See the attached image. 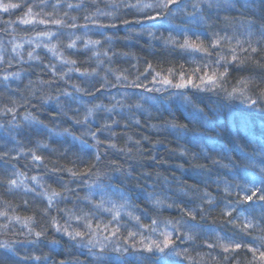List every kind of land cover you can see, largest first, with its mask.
Masks as SVG:
<instances>
[{"label":"trees","instance_id":"16d2710c","mask_svg":"<svg viewBox=\"0 0 264 264\" xmlns=\"http://www.w3.org/2000/svg\"><path fill=\"white\" fill-rule=\"evenodd\" d=\"M52 1L47 0L45 4L44 0L43 3L40 0H14L22 4L20 9L15 10L16 13L13 12L14 15L0 12V55L15 57L8 72L21 73L19 79L0 83V212L8 213L7 219L0 216V244L8 242L12 248V252L7 254V260L4 249L0 248V264H61V261L64 264H97L88 247L76 246L74 241L70 242L67 236L57 233L51 227H47L38 242H30L37 238L34 234L28 235V229L21 226L25 217H35L37 223L33 224V232L50 225L52 217L63 224L67 219L66 211H78L87 205L84 197L90 196V191L82 181L87 180L90 185L96 177L73 178L66 171L58 169L67 167L73 171H85L87 165L81 164L79 157L88 161L93 149L82 145L80 140L88 144L95 143L90 136L84 135L89 130L105 141L100 147L103 159L97 165L101 173H108L111 177H103L104 183H111L126 193L127 207L120 209L122 219L112 224V227L120 228L121 237L126 232H136L140 234L137 240L145 237L146 242H151L161 232H172V225L175 224L180 229L179 233L173 232L175 238L177 235H187V230L195 224L198 225V228L192 229L197 237L195 242L176 239L177 251L184 252L187 249L186 255L195 257L198 264H220L224 253L219 247L209 249L205 241L215 243L218 237H231L235 234L239 238L244 234L227 223L229 217L221 215L226 204L233 205L237 200L238 189L231 196L224 190L226 183L235 185L237 182L228 174L236 170L221 168L213 161L226 154L242 170L244 164L237 159L239 148L244 147L251 137L257 140L264 137V112L247 108L239 99L230 98L227 92L238 86V80L252 78L255 83L250 86V94L255 95L258 92L256 84L260 83L264 69L257 68L254 63H247L243 67L229 65L228 76L216 91L198 92L188 89L195 109L200 110L202 122L193 119V107H184L168 99L169 92H176V89L163 94L137 90V94L132 95L133 89L122 87L116 82L115 76H127L128 81L139 76L145 85L153 87L149 83L151 75L148 79L141 75L148 71L146 62L153 65L155 72L165 76L169 69L180 72L181 66L186 74H191L196 67H201L204 72L217 69L219 65L214 63L217 59L216 50L210 49L214 54L203 58L200 53L188 55L175 45L183 43L185 39L199 43L191 35L196 32L207 46V37L211 32H220L232 38L231 44L223 45V52L227 53L229 47H235L237 41L246 48L244 42L249 39L246 21L251 17L239 10V5L236 8L229 7L233 0H214L212 8L201 3L197 9L192 8L197 0H177L182 10L176 11V6L172 5L171 14L168 9L156 7L160 0H61L63 5L59 4L60 0L57 3ZM69 4L73 7L69 8ZM78 4L81 6L75 7ZM27 7H32L36 19L48 20L49 24L27 26L16 23L27 11ZM193 15L203 18L206 23H192ZM86 16L91 17V20H85ZM149 16L156 18L149 19ZM52 19L63 20L65 25L57 27L51 24ZM125 20L130 23L125 24ZM11 21L15 23L13 29L12 24L6 23ZM73 23L76 27L71 26ZM112 23L116 26L98 27L100 24ZM16 28L19 30L13 32ZM47 32L58 33L51 41L57 45L55 56L42 45L36 49L38 37ZM78 36L81 39L76 41L77 47L68 49L67 44ZM28 41L35 44H28ZM86 41H100V44L90 45L89 50H85ZM20 43L24 44L17 49L20 55L16 56L12 48ZM28 50L39 55L40 59L29 61L25 52ZM95 52L100 55H94ZM237 52L242 57L247 55L239 49ZM64 59L75 60L76 64L64 65ZM205 63L209 65L208 68L203 67ZM44 65H55L62 71L54 74L51 67L45 68ZM70 67L94 72L96 75L83 78L71 72L62 79V74L67 73ZM219 70L223 71V68ZM105 79L109 85L98 90ZM113 84L115 86H111ZM73 85L90 89L91 94L77 93ZM65 91L72 95H63ZM141 94L157 101L163 99L165 104H154L152 100L141 98ZM48 97H51L50 102L42 103V98ZM12 100L16 101L15 105L11 103ZM95 104H102L113 111H97L85 121L87 109L93 108ZM136 104H140L142 109H137ZM6 107H12L15 115L5 113ZM29 113L41 124L26 121L24 117ZM77 119L81 123L77 124ZM135 120H139L140 124H135ZM173 122L179 126L175 130L168 126ZM105 123L111 125V132L104 129ZM65 130L72 135H67ZM73 136L80 137V140H73ZM129 136L131 141L128 140ZM108 137L111 143L124 151L108 148ZM137 140L139 144L135 143ZM37 142L49 147L38 148ZM205 143L219 150L220 154L205 148ZM245 151L250 152V149L245 148ZM33 152L43 157V163L32 160ZM227 162V159L222 160V163ZM114 168H119L120 172H114ZM129 172L130 176L127 175ZM33 176L37 177L42 187L36 186L31 179ZM9 179L23 181V185L33 191L25 192L24 186H21L9 192L6 190V181ZM65 183L69 184L72 191L61 187ZM53 190L66 199L53 197L55 203L45 216L41 211L48 206L45 195H50ZM209 198L213 201L211 205L207 202ZM92 199L94 203L99 202L98 197ZM120 203L125 201H117V208ZM74 206L78 207L74 209ZM84 210L87 211V208ZM189 210H195V220L187 215ZM200 210H204V218L198 214ZM126 213L140 217L139 223ZM110 215L96 212L95 219L106 223ZM245 216L256 226L251 235L245 237L246 242L249 246H259L258 238L264 235L260 231L264 228V209L257 207L251 215L245 213ZM14 217H20L21 221L16 222ZM153 219L159 222L156 232L151 230ZM243 220L244 216L241 217ZM70 223L73 228L82 227L74 221ZM105 234L111 233L101 232L100 236ZM93 252H99V248H93ZM157 255L162 257L164 264H193L192 260L184 256ZM128 259L134 261L131 254H128ZM251 259V253L242 250L232 260L223 261L222 264H237V261L239 264H247V260ZM152 264H158L156 258Z\"/></svg>","mask_w":264,"mask_h":264},{"label":"snow or ice","instance_id":"6c2138e0","mask_svg":"<svg viewBox=\"0 0 264 264\" xmlns=\"http://www.w3.org/2000/svg\"><path fill=\"white\" fill-rule=\"evenodd\" d=\"M47 0H44L46 4ZM201 3H206L208 8H212L214 6V0H197V3L192 4L193 9H197L200 7ZM172 5L176 6V11H181V5L177 2V0H160V3L156 5L159 9H168L169 13H172ZM239 5V10H241L244 14L251 17L246 21L247 23V35L249 39L244 43L247 44V47H244V44L240 41L236 42L235 47H229L227 53L223 52L224 44H231V39L227 35H221L220 32H211V35L207 37V46H205L204 40L200 39V35L196 32H192L191 35L196 37V40L199 43H192L189 39H185L183 43L176 44V47H179L184 53L188 55H194L196 53L202 54L203 58L210 57L214 54L211 50H216L215 54L217 59L214 61L216 65H219V68H223V71H220L219 68L212 69L207 72L202 71L201 67H196L193 69L191 74H186L183 70V66H181L182 70L180 72H175L173 69L168 70V74L162 75L160 72H155L153 69V65L151 63H147L148 71L141 73L145 79H148L149 75H151V79L149 83L153 85V87H148L142 81H140L139 76L136 79L128 81L127 76L116 75L115 80L119 82L122 87L133 89L132 95L137 94V90H141V92H155L163 94L164 92H169L170 89H176V92H169V100H175L176 103L181 106L193 107V119L197 120V122H202L200 117V110L195 109V105L193 102V97L189 95L188 89H195L198 92H214L218 88L222 87V81L225 77L228 76V66L231 65L233 67H243L247 63H254L257 68L264 69V0H233L229 7L236 8ZM81 5H75V7H80ZM22 7L21 3L14 2V0H0V12L10 13L14 10L20 9ZM55 7V6H54ZM69 8L73 7L72 4L68 5ZM145 7H152V5H145ZM38 15V14H36ZM156 17L149 16V19H155ZM75 19V18H71ZM85 20H91V17H85ZM191 22L195 24H205L206 21L201 18L193 15L191 18ZM11 23V22H6ZM16 23L20 25L27 26H35V25H45L49 24L48 20L45 19H36L33 14L32 7H27V11L24 15L16 21ZM125 24H129L130 22L125 20ZM51 24L56 25L57 27L64 26L65 22L60 19H52ZM72 27H76L73 23ZM88 25H84L87 27ZM114 23L104 25L100 24L98 27H115ZM211 27V26H209ZM47 38L51 40L56 37L58 33L56 32H47L45 33ZM151 35V34H149ZM81 37H76L75 40H72L67 44L68 49H75L77 47L76 41L80 40ZM29 44L32 41H28ZM167 43V42H166ZM100 41H86L84 42V49L89 50L90 45H98ZM36 48H40L41 45L37 43ZM45 49L52 53L53 55H57V45H52L49 47L48 45H44ZM22 48V45L15 44L12 48V52L19 56L20 53L17 52V49ZM211 49V50H210ZM237 49L241 52L247 53L246 56H241L238 54ZM62 55V54H61ZM94 55L99 56V52H95ZM107 55V53H104ZM113 55H116L113 53ZM126 55V54H125ZM27 57L29 61L39 60V55H34L32 50L27 51ZM230 57V59H229ZM15 57L8 58L5 55H0V83H4L10 81L11 79H19L21 73L19 72H8V69L12 67V59ZM62 64L64 65H75V60H62ZM45 68L51 67V70L54 74H56L58 70L55 65H44ZM204 68H208L209 65L205 63L203 65ZM76 72L80 77L87 78L95 76L94 72L81 71L79 68L70 67L67 73H63L61 78L67 76L68 73ZM155 73V74H153ZM198 81V82H197ZM255 83L252 78H242L238 80L237 87H233L230 92H227V95L230 98L239 99L240 103L245 105L249 109L258 110L264 112V75L260 77V83L256 84V88L258 92L255 95L250 94V86ZM109 82L105 79L104 83L99 86V89H103L108 86ZM156 85H161V87H156ZM111 86H115L114 84ZM7 87V84H5ZM74 91L77 93L91 94L90 89L81 88L78 85L72 86ZM225 91H227L225 89ZM65 96H71L72 94L69 92H62ZM124 95H128L125 93ZM141 98L145 100H152L154 104H159L160 106H164L165 101L163 99L153 100V97H143L141 94ZM10 99V98H9ZM58 99V98H57ZM115 99V97H112ZM51 97L47 99L42 98V103H49ZM11 103L15 105L16 101L12 100ZM119 103V101H117ZM58 106V105H57ZM137 109H142L140 104H136ZM97 111H106L111 113L113 111L112 108H106L102 104H95L93 108H88L84 120L87 121L90 117H93L94 113ZM5 113H15L13 112L12 107H6ZM24 119L29 121L32 124H41V122L35 119L30 113L26 114ZM77 124L81 123L79 119L75 121ZM113 123H118L114 121ZM135 124L139 125L140 121L135 120ZM42 127H46L45 125H41ZM172 129H177L179 126L174 122L168 125ZM104 129L109 132L112 131L111 125L105 123ZM153 128H156L153 125ZM158 130V129H157ZM67 135L71 136V132L65 130ZM84 135H88L95 142L94 144H88L87 141L80 140V137L73 136V140H80L81 144L85 147L92 148L93 151L89 154L90 159L85 161L83 157H79L81 164H86L87 167L85 171H73L72 168L63 167L58 169L59 171H66L71 177L76 178L80 176H95L96 180L93 184H88L87 180H83L82 183L87 185L90 191V196L84 197V199L88 202L84 208H87V211L84 208H79V210H70L65 212V217L67 219L64 220V223L61 224L59 220L55 217L51 218L50 225L46 226L44 229L40 231L33 232V224L37 223L35 217H25L24 222L22 223V227L28 229V235L34 234L37 238L36 241L30 242H38L39 239L45 234L47 231V227H51L57 233L61 235L67 236L69 241H74L76 246L79 247H88L89 253L92 255L97 264H152L154 258L158 261V264H164L162 257H158L157 254L164 255H174L177 257L184 256L185 259L192 260L193 264H198L195 257H191L186 255L187 249L184 252L177 251L176 248V239H181L188 242H195L197 238L192 229L198 228V225H191L190 229H188L187 235H177L175 238L173 237V232L179 233L180 229L177 225H172V232H161L159 236L155 239H152L151 242H146L145 237L137 240L136 237L140 235L136 232H126L125 236L121 237L120 228L112 227L113 222H119L122 219L120 214V209L126 208V193L121 191L119 188L113 186V184H105L103 177H107L108 173H101L97 169V165L102 161L103 157L100 154V147L105 143L104 140H101L95 132L87 131ZM109 142L107 143V147L113 149L118 152L124 151L122 148H117L115 143L110 142V137L106 138ZM131 137H128V140L131 141ZM145 139H147L145 137ZM139 144L140 141L137 140L135 142ZM208 150L217 151V154H220L219 150L212 148L210 145L205 143L203 145ZM38 148L47 149L49 146L47 144H43L37 142ZM245 148L250 149L249 151H245ZM183 155V153H181ZM31 158L34 162L43 163V157L38 155L37 153H31ZM154 159V158H153ZM227 159V163H222V160ZM243 164L244 168L241 170L239 166L236 164L234 160L230 156L221 155V159L214 160L213 163L219 165L221 168L236 171H229V175L234 181H237L235 185L226 183L225 184V192L228 196L233 194V191H236L237 200L235 204L228 205L226 204L224 209L221 211L222 216L229 217L227 223L232 224L234 228L238 229L240 233L244 235L239 238L234 234L229 237L227 235L223 237H218L215 243L205 241L206 246L209 249H215L219 247L224 255L221 258L220 264L223 261H230L234 258V255L239 254L242 250L246 253H251L253 259L247 260V264H264V235L260 236L258 239L260 240L259 246H249L248 242H246L245 237L251 235L252 231L255 229V225L251 223L245 216V213L248 215L252 214V210L255 208L264 209V137L257 140L255 137H251L244 145V147L239 148V156L237 157ZM92 169H97V171L93 172ZM57 170V169H53ZM114 172H120L119 168H114ZM128 176L131 173H127ZM238 177V180H237ZM32 181L36 184V186L42 187L37 177H31ZM2 183V182H0ZM7 183V191L12 192L18 189L23 185V181H17L16 179H9L6 181ZM71 183V181L69 182ZM66 191H72L69 188V184L65 183L61 185ZM25 192H31L33 189L24 186ZM207 196V194H205ZM53 197H60L61 199H66V197L61 196L60 193L53 190L50 195H45V198L48 200V206L41 211L45 216L48 215V209H50L55 201ZM92 197H98L99 202L94 203ZM113 197L116 199L114 200ZM79 199V197H77ZM117 201H125V203H120L119 208L116 207ZM210 205L213 204V201L209 198L207 201ZM259 202V203H258ZM159 203V202H158ZM91 207H88V206ZM107 205V206H106ZM78 206H74V209ZM168 207H172V205H168ZM95 209L96 211H93ZM195 210H189L187 215L190 216L193 220H195L194 215ZM96 212L101 213H110V218L107 222H103L95 219ZM235 213V215H234ZM130 218L135 219L137 223L140 221V217H132L131 213H126ZM201 218H204V210H200L198 213ZM0 216L7 219L8 213L7 211L0 212ZM244 216V220L241 221V217ZM16 222H20V217H14ZM70 221H74L77 225H82L79 228H73ZM152 232H156V229L159 226V222L156 219L152 220ZM187 223V222H185ZM5 228L8 227L7 224L4 225ZM261 232H264V228L260 229ZM101 232H110V235L100 236ZM85 237H88L87 242L85 243ZM115 238V239H113ZM255 239V238H254ZM131 241V243H130ZM223 241V243H222ZM55 243V242H53ZM139 245V247H138ZM99 248V252H93V248ZM0 248H3L5 251V260H7L8 253L12 252V248L9 246L8 242H4L0 244ZM110 249V250H109ZM139 252V255L136 253ZM147 253L148 255H144ZM128 254H131L134 257L133 260L128 259ZM211 256V253L208 254ZM35 259H39V257H35ZM203 260V256L200 257ZM247 259V257H246ZM61 264H64L61 261ZM237 264L239 262L237 261Z\"/></svg>","mask_w":264,"mask_h":264},{"label":"rangeland","instance_id":"374dc122","mask_svg":"<svg viewBox=\"0 0 264 264\" xmlns=\"http://www.w3.org/2000/svg\"><path fill=\"white\" fill-rule=\"evenodd\" d=\"M56 1H58V0H53L52 2H53V3H57ZM70 1H71V0H70ZM145 1H146V0H144V2H145ZM40 2L43 3V0H40ZM59 4L63 5V3H62L61 0L59 1ZM14 11H15V10H14ZM14 11L10 12L9 15H10V14L14 15V14H13ZM16 12H17V11H15V13H16ZM10 24H12V25H11V26H12V29H13V27L15 28V26H14V24H15L14 21H11ZM18 30H19V29L16 28V30H12V31H13V32H16V31H18ZM38 39H39V40H38L37 43H39V44L42 45V46L47 45V43H48V46H49V47H51V46L53 45L52 42H51L52 39L49 40V39L47 38L46 35H41L40 37H38ZM32 43L35 44V42H33V41H32ZM37 43H36V44H37ZM22 44H24V43H20V45H22ZM28 44H29V43H28ZM28 47H29V46H28ZM23 48H24V47H23ZM19 49H20V48H19ZM36 49H37V48H36ZM23 50H24V49H23ZM26 50H27V49H26ZM57 51H58V49H57ZM25 52H27V51H25ZM51 54H52V53H51ZM52 55H53V54H52ZM54 56H55V55H54ZM85 241L87 242V239H85ZM70 242H72V241H70ZM86 242H85V243H86ZM83 248H86V247H83Z\"/></svg>","mask_w":264,"mask_h":264}]
</instances>
